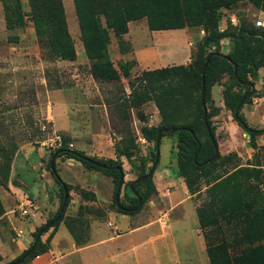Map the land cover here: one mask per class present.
<instances>
[{"label":"rangeland","instance_id":"374dc122","mask_svg":"<svg viewBox=\"0 0 264 264\" xmlns=\"http://www.w3.org/2000/svg\"><path fill=\"white\" fill-rule=\"evenodd\" d=\"M226 1L229 0L216 2L220 31L233 30L242 19L255 29L264 31V27L256 24L258 19L264 18V11L251 0H234L230 5H226ZM62 3L66 36L60 39L74 49L76 57L73 60L61 58L60 48L53 44L54 35L51 33L42 30V39H38L30 18L28 0H19L21 11L13 2L15 10L9 24L5 20L0 0V200L4 208L0 217V259L3 264L19 257L31 246L37 228L57 216L62 191L50 171L57 148L69 147L83 151L90 157L116 159L120 149L129 140H134L136 148L131 150V158L119 156L124 183L118 200L126 202L124 184L135 180L142 166L148 171L153 164L151 155L155 141L149 140L142 132L163 123L152 99L136 107H124L128 118L121 119L120 108L122 110L123 106L120 103L124 99H129V102L132 100L129 97V83L145 70L188 64L195 43L205 33L203 24L185 26L180 28L181 31H171L172 33L167 32L168 30L152 31L148 28L147 18L142 17L129 20L128 31L119 38L101 17L100 24L107 37L106 52L104 58L88 59L83 44L85 30L74 1L62 0ZM180 33L188 35V42L183 48L187 51V57L176 63L168 60L175 58V52L157 50L155 38L165 45L168 36L177 39L180 38ZM184 35L182 34L183 40ZM228 41V38L224 39L223 49L220 48L222 53H225ZM104 59L112 62L119 80L105 82L93 78L92 62ZM263 84L264 66L259 68L254 79L255 90H261ZM230 85H234V80L225 73L211 88L210 122L219 156L213 165L197 171L189 179L195 189L199 188L200 194L192 195L187 190L184 178H171L177 171V136L175 133H168L161 136L158 163L152 178L157 191L151 193L141 204L136 221L151 218L158 223L160 219L168 226L182 211L181 208L167 211L175 200L182 198V188L185 187V195H189L196 206L205 198L207 183L237 165L260 164L264 173V134L257 135L256 148H250L249 137L233 120L231 110L223 101L222 91ZM138 90L139 81L136 80V91ZM261 97L264 95L249 97L240 109L248 124L255 128L264 125V100L259 102ZM189 117L199 119L197 109H190ZM200 137L205 139L202 129ZM53 160L59 177L69 184L63 219L58 227L65 224L66 217L76 216H80L83 223L89 226L88 222L93 218L91 219L86 209L92 205L91 209L94 210L96 207L115 209L114 184L110 176L84 168L80 162L65 156H58ZM90 197L94 200L86 199ZM96 197L99 202H105L98 204ZM26 198L35 209L24 216L19 204ZM185 205L187 207L189 203ZM165 212L168 216L163 215ZM96 218L104 225L108 224L98 214L94 216ZM126 220L119 215L111 216L113 225H117L119 231L126 229ZM87 225L82 231L84 239L89 230ZM20 229L21 235L18 234ZM51 231L52 227L41 232L40 239L47 250L38 251L34 258L49 252L52 247ZM58 256L59 254L53 253L50 257L57 259ZM34 258L28 255L20 264H33ZM143 260L142 258V262ZM207 263L205 260V264Z\"/></svg>","mask_w":264,"mask_h":264},{"label":"trees","instance_id":"16d2710c","mask_svg":"<svg viewBox=\"0 0 264 264\" xmlns=\"http://www.w3.org/2000/svg\"><path fill=\"white\" fill-rule=\"evenodd\" d=\"M77 15L84 33V51L88 59L104 58L106 52L107 37L101 26V17L110 27L114 35H120L128 31L129 20L147 18L148 28L152 31L180 29L185 26H197L203 24L205 33L195 43L191 60L188 64H178L145 70L129 84L132 97L124 99L120 103L122 120H127L128 114L124 107H136L137 105L152 99L163 122L159 126L146 129L144 136L154 140V150L151 158L153 164L148 171L142 166L138 178H145L137 182L136 179L124 184V198L126 202L116 203L118 188L124 183V172L119 156L131 158L132 149L136 148L134 140H129L119 151L116 159L103 157H90L76 149L60 147L55 150L54 158L65 156L80 162L84 168L100 171L110 176L114 184V207L122 213L133 215L137 213L151 193H156V187L152 181L157 156L156 137L159 129L163 127L179 128L174 132L176 138L177 171L174 176L184 178L187 190L192 195L200 194L189 179L197 171L213 165L219 156L214 150L208 131L204 123V109L202 106V69L207 59L208 63L204 75L205 95L204 101L207 109V119L212 135L214 136L210 118L212 113L209 107L211 88L219 80L221 75L228 74L234 85L223 89V101L231 110L232 118L249 137L250 148H256V136L264 134V125L260 128L248 124L246 117L238 111L234 112L237 105L243 99V103L251 96L264 95V84L261 90L251 91V86L243 82H251L258 75L260 67L264 66V31L255 29L242 19L233 30L220 31L216 17V2L221 0H73ZM234 0L226 1L230 5ZM257 7L264 11V0H251ZM14 3L19 7V0H2L5 20L7 24L15 9ZM30 18L34 23L38 39L41 41L42 30L54 35L53 44L59 47L62 59L73 60L76 57L72 46L60 37L66 36L64 32L65 18L62 0H28ZM223 5V4H222ZM21 11V8H18ZM16 9V11H18ZM195 28V27H194ZM228 38L231 42L230 50L225 53L229 59L218 54L222 41ZM59 39V41H58ZM234 64L236 68L234 69ZM91 74L94 79L113 82L119 80V76L112 67L109 59L94 60L91 64ZM126 75H128L126 73ZM136 80L139 81V90L136 91ZM237 86L238 88H236ZM242 106V105H241ZM197 109L199 119H190L189 110ZM203 130L205 139L200 137ZM168 133H162L165 136ZM215 138V137H214ZM216 141V140H215ZM217 144V142H216ZM196 157V160H194ZM214 157V158H213ZM237 165L231 171H224L213 178L205 188V198L195 206V211L200 229L205 241L206 254L210 264H264V173L262 165ZM250 166V167H247ZM52 177L60 186L62 198L57 212H60L64 191H69V184L65 183L57 171L51 170ZM138 192V197L129 188ZM93 201L94 198H86ZM86 209L88 214H99L103 217L99 208ZM4 212L0 200V217ZM48 219L46 223L35 231L34 239L39 232L47 231L52 227L51 237L57 230L63 219V212L59 219ZM65 224L77 244L85 243L82 231L86 225L80 216L66 217ZM88 226V225H87ZM87 228V227H86ZM32 245V244H31ZM30 248V247H29ZM28 248V249H29ZM27 250V249H26ZM25 250V251H26ZM44 244L37 239L35 247L29 254L31 258L38 255V251L44 252ZM23 253L15 258L19 259ZM12 260V261H14ZM8 263V262H7Z\"/></svg>","mask_w":264,"mask_h":264},{"label":"crops","instance_id":"0c3cea01","mask_svg":"<svg viewBox=\"0 0 264 264\" xmlns=\"http://www.w3.org/2000/svg\"><path fill=\"white\" fill-rule=\"evenodd\" d=\"M171 31L178 32L181 29H168L167 32L172 33ZM182 34L184 35V33H180L181 36L177 39L168 36L165 45L160 44L155 38L157 41L156 49L173 51L175 58L168 60L176 61V63L182 62L187 57V51L183 48L188 42V35H184L183 40ZM223 42L224 40L221 49H223ZM230 47L231 42L228 41L225 53L230 50ZM261 100H264V97L259 98V102H262ZM173 177L175 176L172 174L171 178ZM185 194L186 189L184 187L181 189L180 196L182 198L175 200L167 210L172 212L178 208L182 209L180 216L173 218L168 226H166L165 221H160V219L158 223L151 218L148 220L137 219L138 221H136L138 213L127 215L118 212L116 209L96 207L102 210L103 217L98 215L99 218L106 219L107 225H104L97 218L94 219L96 213H94L95 215L89 214L93 220L88 222L89 230L83 244L75 242L66 224L61 225L52 236V247L49 252L34 258L33 264H185L186 262L205 264V260H207V264H210L195 205H193L190 196ZM96 198L100 205L105 202V200L99 202L98 197ZM187 203L190 207L189 205L186 207L185 204ZM167 214L165 212L163 215L168 216ZM118 215L127 219L124 226L126 229L121 231L111 221V216ZM139 250L142 252L140 253ZM53 253L59 254L57 259L50 257ZM142 258L144 259L143 262ZM0 264H3L1 259Z\"/></svg>","mask_w":264,"mask_h":264},{"label":"water","instance_id":"95a60500","mask_svg":"<svg viewBox=\"0 0 264 264\" xmlns=\"http://www.w3.org/2000/svg\"><path fill=\"white\" fill-rule=\"evenodd\" d=\"M218 54L220 56H222L223 58L225 59H229L228 56L225 54V53H222V52H218ZM208 60H206L204 66H203V69H202V77H203V83H202V106H203V109H204V123H205V126H206V129L208 131V134H209V137H210V140L213 144V147H214V150L217 152L218 151V146L216 144V141H215V138L214 136L212 135L211 133V130H210V126L208 124V119H207V109H206V104H205V101H204V95H205V86H204V75H205V70H206V66H207V63H208ZM236 68V65L234 64V69ZM244 84H248L251 86V91L253 92L255 90V85L252 84L251 82H243ZM242 102H243V99L240 101V103L237 105L236 109H235V112H234V115L237 116L238 115V111L242 105ZM179 128H176V127H163L161 129H159L158 131V134H157V137H156V148H157V156L159 157V144H160V140H161V134L164 132V133H174L178 130ZM176 144V143H175ZM214 158V157H213ZM54 159V157H53ZM52 159L51 161V170L54 171L55 170V167H54V160ZM194 160H196V157H194ZM158 161V158H156L155 162ZM146 176V175H145ZM145 176L141 177V178H138L136 179L137 182H140L142 181ZM129 188L131 189V191L134 193V195L136 197H138V204H141V199L139 198V194L138 192L133 188L132 186V183L129 184ZM118 191H120V187L118 188ZM67 195L68 193L65 191L64 192V197H63V202H62V206H61V209H60V212L59 214L57 215L56 219H59L62 212H63V209H64V206L66 204V199H67ZM118 196L119 195H116V203L118 204L119 200H118ZM40 235H41V232H39L35 239L33 240L32 242V245L30 246L29 249H27L25 251V253L22 255V257H20L19 259H16L14 261H10L6 264H20L24 261V259L32 252L33 248L35 247V244H36V241L38 238H40Z\"/></svg>","mask_w":264,"mask_h":264},{"label":"built area","instance_id":"2783aa9c","mask_svg":"<svg viewBox=\"0 0 264 264\" xmlns=\"http://www.w3.org/2000/svg\"><path fill=\"white\" fill-rule=\"evenodd\" d=\"M256 24L259 25V26L264 27V18L258 19L256 21ZM19 209H20L21 214L25 216V215L30 214L31 212H33L35 207H33L32 202L28 198H26L25 200L20 202ZM18 234L19 235L22 234V230L21 229L18 231Z\"/></svg>","mask_w":264,"mask_h":264}]
</instances>
